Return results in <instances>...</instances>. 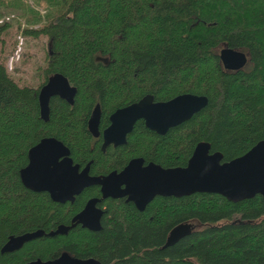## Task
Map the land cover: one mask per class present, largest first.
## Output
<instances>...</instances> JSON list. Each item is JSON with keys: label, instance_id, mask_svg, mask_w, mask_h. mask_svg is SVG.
Wrapping results in <instances>:
<instances>
[{"label": "trees", "instance_id": "16d2710c", "mask_svg": "<svg viewBox=\"0 0 264 264\" xmlns=\"http://www.w3.org/2000/svg\"><path fill=\"white\" fill-rule=\"evenodd\" d=\"M35 1L45 3L46 13L26 20L43 22L21 33L49 39L38 86L20 85L0 56V250L11 235L68 224L88 198L99 196L97 187H89L73 203L60 204L22 185L19 170L28 150L44 137L63 142L75 162L91 160L92 174L119 169L135 157L164 168L184 167L200 142L229 161L264 140V0ZM1 5L4 16L11 5L0 0ZM10 26L4 21L0 32ZM223 47L246 53L247 64L224 69ZM55 73L77 92L72 105L52 97L43 121L37 95ZM183 93L204 95L208 103L164 135L138 120L126 144L102 152L100 140L88 131L96 104L101 131L111 113L146 94L167 101ZM102 204L100 230L76 226L66 235L32 239L16 251H0V264L48 260L62 251L102 264H264L259 194L239 202L212 193L156 196L143 211L122 198ZM180 224L190 225V233L162 248Z\"/></svg>", "mask_w": 264, "mask_h": 264}, {"label": "water", "instance_id": "95a60500", "mask_svg": "<svg viewBox=\"0 0 264 264\" xmlns=\"http://www.w3.org/2000/svg\"><path fill=\"white\" fill-rule=\"evenodd\" d=\"M220 61L226 70L237 71L247 64V54L229 47L219 51ZM77 89L68 79L55 73L38 91L40 118L49 119V102L59 97L68 104L74 103ZM208 103L204 95L179 94L167 101H155L146 94L127 106L116 109L109 117L110 124L102 131L103 144L124 145L127 135L136 121L143 120L145 127L158 135H164L170 128L188 121ZM100 107L96 104L88 119V130L99 135ZM220 152L210 153V145L198 143L184 167L164 168L154 162L144 164L143 158H132L120 172L113 171L104 176H90L89 166L79 170L72 164L67 146L54 137H44L27 153V165L20 169L22 184L34 192L47 191L53 201H73L74 196L91 185L100 186L101 198L89 199L72 222L89 230H100L102 210L96 206L101 199L126 197L137 210L143 211L156 196L183 197L194 193L219 194L231 202L250 199L261 195L264 199V140L258 141L243 155L222 161ZM73 225V224H72ZM70 227L59 226L57 233L64 234ZM191 231L190 225L180 224L169 233L163 247L171 246ZM44 234L38 230L19 236H10L1 248V253L18 250L25 242ZM26 264H101L93 258H74L67 253L57 259Z\"/></svg>", "mask_w": 264, "mask_h": 264}, {"label": "rangeland", "instance_id": "374dc122", "mask_svg": "<svg viewBox=\"0 0 264 264\" xmlns=\"http://www.w3.org/2000/svg\"><path fill=\"white\" fill-rule=\"evenodd\" d=\"M2 3L11 5V7L7 9V14L4 13V16H0V24L8 21L11 26L5 33L0 32V40L3 42V45L0 42V49H2L0 56L11 76L20 85L36 87L39 83L37 70L44 65L49 39L42 35L36 38L24 36L21 29L24 27L35 28L41 25L43 21L29 23L26 17L44 15L47 9L46 5L37 3L35 0H2ZM4 7L1 5L0 8ZM97 58L105 62L108 60L107 56L98 55Z\"/></svg>", "mask_w": 264, "mask_h": 264}, {"label": "flooded vegetation", "instance_id": "af4514ba", "mask_svg": "<svg viewBox=\"0 0 264 264\" xmlns=\"http://www.w3.org/2000/svg\"><path fill=\"white\" fill-rule=\"evenodd\" d=\"M247 62H248V57H247ZM223 66V65H222ZM228 71H230V70H228ZM112 114V113H111ZM110 114V115H111ZM110 117V116H109ZM100 118H101V115H100ZM109 120V119H108ZM109 124H110V121H109V123H108V125L106 126V127H104L101 131H100V129H99V135L98 136H96V137H94L92 134V136L94 137V138H96L97 140H100V149H101V151L102 152H105V151H107V149H109V148H113V149H115V148H117L118 146H114L112 143L111 144H108L105 148H102V144H103V137H102V131L105 129V128H107L108 126H109ZM99 125H100V122H99ZM87 126H88V121H87ZM88 128V127H87ZM89 131V130H88ZM90 133V132H89ZM66 146V145H65ZM119 146H122V145H119ZM69 149V148H68ZM70 151V150H69ZM70 157H71V155H70ZM71 159H72V157H71ZM132 158H130L129 160H128V162L131 160ZM128 162L126 163V164H124L121 168H119V169H112V170H110V171H108L106 174H92V173H90V164H91V160L90 161H88V162H86L85 164H81V163H79V162H75L73 159H72V164L73 165H78V167H79V170H82L84 167H86L87 165L89 166V175L90 176H104V175H108L109 173H111V172H113V171H116L117 173L118 172H120L121 170H123L124 169V167L128 164ZM149 163V162H148ZM144 164H147V163H145V161H144ZM26 165H27V163H26ZM25 165V166H26ZM24 166V167H25ZM23 168V167H22ZM20 171V170H19ZM19 178H20V176H19ZM21 181V180H20ZM22 183V182H21ZM23 185V184H22ZM24 186V185H23ZM89 187H97L98 188V191H99V196H92V197H90V198H88L87 200H86V202L89 200V199H92V198H101V192H100V186H98V185H91V186H88V187H86V188H89ZM26 188V187H25ZM86 188H84L83 190H82V192L86 189ZM34 192V191H33ZM44 193H47V195L49 196V198H50V200L51 201H53L52 199H51V197H50V194L47 192V191H43ZM81 192V193H82ZM80 193V194H81ZM80 194H78V195H80ZM78 195H75L74 196V200L73 201H66V202H64V203H60V204H66V203H73L74 201H75V199H76V197L78 196ZM122 199H124V201L125 202H130V201H127V199H126V197H121ZM107 199H120V198H111V197H108V198H105V199H101V201H99V202H97V204H96V206L98 207V208H100L101 210H102V214H101V217H100V225H101V223H102V218H103V215L105 214V207H104V205L102 204L103 203V201H105V200H107ZM53 202H55V201H53ZM86 202H85V204H86ZM55 203H59V202H55ZM132 203V202H131ZM85 204L83 205V207L79 210V211H77L76 213H74L71 217H70V220H69V222H68V224H65V223H58V224H56L53 228H50L48 231H46L45 229H42V228H39V229H36V230H34V231H29V232H23V233H20V234H17V235H11V236H19V235H23V234H25V233H31V232H35V231H38V230H41V231H43L44 232V234L42 235V236H40V237H43V236H55V235H66L72 228H74V227H76V226H80V227H82V228H84L81 224H79V223H76V222H72V219H73V217L76 215V214H78L83 208H84V206H85ZM133 204V203H132ZM134 205V204H133ZM135 207V206H134ZM136 208V207H135ZM73 224V225H72ZM59 226H67V227H70L68 230H67V232L66 233H64V234H61V233H57V234H54V235H48L49 233H51V232H54V231H56L57 230V228L59 227ZM87 229V228H86ZM101 229V228H100ZM89 230V229H88ZM90 231H96V230H90ZM37 238H39V237H37ZM9 239V238H8ZM8 239H7V241H8ZM36 239V238H35ZM6 241V242H7ZM5 242V243H6ZM27 242H29V241H27ZM4 243V244H5ZM26 243V242H25ZM24 243V244H25ZM23 244V245H24ZM22 245V246H23ZM21 246V247H22ZM3 247V246H2ZM1 247V248H2ZM20 247V248H21ZM19 248V249H20ZM1 251V250H0ZM16 251V250H15ZM7 253H9V252H7ZM63 253H67L68 255H70L71 257H74V258H80V259H87V258H93V259H96V258H94V257H92V256H90V257H86V258H81V257H77V256H75V255H73V254H70V253H68L67 251H62L61 253H59L56 257H54V258H51V259H48V260H54V259H57L61 254H63ZM36 260H41L42 262H45V261H48V260H42V259H40V258H37V259H35V260H32V261H36ZM96 260H98V259H96ZM99 261V260H98ZM29 262H31V261H29ZM100 263H101V261H99ZM26 263H28V262H26ZM25 263V264H26ZM102 264V263H101Z\"/></svg>", "mask_w": 264, "mask_h": 264}]
</instances>
